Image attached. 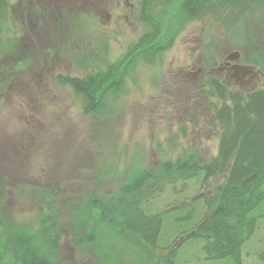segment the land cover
Masks as SVG:
<instances>
[{"label": "rangeland", "instance_id": "rangeland-1", "mask_svg": "<svg viewBox=\"0 0 264 264\" xmlns=\"http://www.w3.org/2000/svg\"><path fill=\"white\" fill-rule=\"evenodd\" d=\"M8 1L12 9L4 42L10 37L24 43L13 48L15 55L9 59L27 55L31 60L45 46L52 55L41 58V53L35 66L0 77V174L9 178L4 216L36 229L39 205L31 201L27 187L48 186L56 196L62 232L54 255L65 264H103L106 245L98 240L77 243L94 228L95 216L85 218L89 198L103 196L144 167L175 160L184 152L195 151L203 162L215 156L213 101L201 84L213 74L227 81V73L217 66L235 51L239 60L231 63L243 64L245 53L228 39L216 14L192 16L182 0ZM263 1L249 4L243 21L264 46ZM35 7H40L39 17ZM155 14L160 33L153 42L160 49L153 56L152 41H147L137 62L114 65L106 85L117 86L110 87L96 110L86 111L85 97L66 78L106 72L152 30L147 15ZM255 68L259 77L241 90L262 84L263 67ZM223 179L200 174L178 183L176 192L167 187L151 199L149 211L164 212L162 236L176 248L170 264H234L230 257L208 259L202 237L183 239L195 221L210 213ZM254 212L260 216L241 248V264H258L257 253L264 248V204ZM178 216L185 217L175 220ZM123 233L119 230L116 236ZM112 239L117 252L108 251L107 264H146L139 244L129 247L122 239Z\"/></svg>", "mask_w": 264, "mask_h": 264}, {"label": "trees", "instance_id": "trees-1", "mask_svg": "<svg viewBox=\"0 0 264 264\" xmlns=\"http://www.w3.org/2000/svg\"><path fill=\"white\" fill-rule=\"evenodd\" d=\"M182 1V8L192 16H201L206 12L216 14L225 23L228 39L245 53L243 62L262 66L264 70V46L260 45L259 36H253L252 31L246 30L248 24L243 21L248 5L263 0ZM10 7L8 0H0V77L4 72L17 73L35 66L41 53L42 58L51 51L45 46L42 52L37 53L39 57H33L34 60H29L27 55L18 56L13 61L9 59V56L15 55L13 48H21L24 44L23 39L15 41L10 37L4 42ZM35 9L39 17L40 7ZM147 16L152 30L136 45L129 46L125 55L110 63V69L106 72L85 71L81 78H66L85 97L86 111L96 110L110 87L117 86V83L106 85L111 68L127 60L129 63L137 62L144 50L141 46L159 36L160 17L156 14ZM42 23L38 22L39 27H45ZM53 24L57 25V21ZM152 42L149 49L154 56L160 47ZM207 79L201 84V89L211 99L210 102L213 101L209 107L218 128L216 155L203 162L195 151L184 152L175 160L166 159L157 165L144 167L103 196H91L86 204L85 218L95 216L94 228L84 238H78L77 243L98 240L106 245V262L102 260L103 264H107L108 251L117 252V248H112V237L124 240L125 246L131 247L129 243L132 242L135 246L139 244L140 256L145 257L146 264L173 263L176 248L173 242L166 241L162 236L164 212H150L149 204L167 187L176 192L178 183L184 185L200 174L204 179L215 175H222L224 179L216 186L210 213L195 221L183 239L202 237L208 259L230 257L234 264H241V248L254 233L260 216L254 211L264 204V71L262 84L246 91L231 88L218 75H209ZM8 179L5 174H0V264H65L54 255L62 232L58 203L51 188L38 183L27 187L31 201L39 205L37 228L32 230L24 224L12 223L4 216ZM189 213L192 214L191 211ZM182 217L185 216H178L175 220ZM119 230L124 232L120 235L123 238L116 236ZM99 252V255L103 254L102 246ZM257 259L258 264H264V248L257 253Z\"/></svg>", "mask_w": 264, "mask_h": 264}, {"label": "flooded vegetation", "instance_id": "flooded-vegetation-1", "mask_svg": "<svg viewBox=\"0 0 264 264\" xmlns=\"http://www.w3.org/2000/svg\"><path fill=\"white\" fill-rule=\"evenodd\" d=\"M123 3L131 4L129 0H123ZM222 71H225L227 73V77L229 78L230 82L236 85V87H242L245 83H248L249 80L251 79V77L242 76L240 72L237 69H234L233 66L231 65H224Z\"/></svg>", "mask_w": 264, "mask_h": 264}, {"label": "water", "instance_id": "water-1", "mask_svg": "<svg viewBox=\"0 0 264 264\" xmlns=\"http://www.w3.org/2000/svg\"><path fill=\"white\" fill-rule=\"evenodd\" d=\"M237 56H238V54H237L236 52H234V53L228 55L227 58H229V59H234V58H237ZM243 71H244V74H245L246 71L249 72V69H246V70L244 69Z\"/></svg>", "mask_w": 264, "mask_h": 264}]
</instances>
